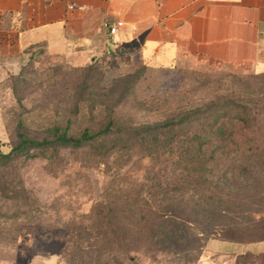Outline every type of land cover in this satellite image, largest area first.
<instances>
[{"label": "rangeland", "instance_id": "1", "mask_svg": "<svg viewBox=\"0 0 264 264\" xmlns=\"http://www.w3.org/2000/svg\"><path fill=\"white\" fill-rule=\"evenodd\" d=\"M87 66L92 69L34 48L17 67L0 68V109L6 121V125L2 121L0 150L7 152L13 143L9 136L15 119L21 117L28 135L42 137L43 126L61 122L74 106L80 113L73 131L102 123L104 106L112 109L116 121L128 130L160 123L220 98L264 108V77L253 73L215 67L146 71L111 61ZM93 154L89 149L63 150L54 159L35 157L9 170L7 178L19 175L28 199L0 197V264H28L46 250L59 254L61 264L215 263L212 258L219 251L211 248L212 240L195 241L174 226L165 230L161 219L144 215L140 204L134 205L137 199H150L147 193H157L154 202L149 200L152 207L161 202L175 210L189 200L183 197L181 201L172 186L166 185L159 162L124 149L104 160ZM252 177L254 183L238 185L256 186L259 196L247 200L248 196H243L247 189L233 190L242 203L236 209L239 221L233 234L242 243L264 237V172ZM112 203L118 205L117 211ZM247 211H251L249 222L241 218ZM106 220L119 222L109 227L99 223Z\"/></svg>", "mask_w": 264, "mask_h": 264}, {"label": "crops", "instance_id": "2", "mask_svg": "<svg viewBox=\"0 0 264 264\" xmlns=\"http://www.w3.org/2000/svg\"><path fill=\"white\" fill-rule=\"evenodd\" d=\"M118 21L111 39L104 25ZM38 45L80 67L111 61L146 71L260 74L264 0H0V68L17 67ZM211 248L216 264H264V240H212ZM58 255L46 250L28 264H61Z\"/></svg>", "mask_w": 264, "mask_h": 264}, {"label": "trees", "instance_id": "3", "mask_svg": "<svg viewBox=\"0 0 264 264\" xmlns=\"http://www.w3.org/2000/svg\"><path fill=\"white\" fill-rule=\"evenodd\" d=\"M34 48L46 54L44 46L38 45L30 50ZM30 56V59L33 58L32 53ZM85 68L92 69L87 65ZM257 75L264 77V73ZM263 109L247 101L220 98L178 112L160 123L128 130L116 121L113 110L104 106L105 119L102 123L73 131L76 128L75 118L80 113L79 108L74 106L65 112L61 122L51 121L43 126L42 137L28 135L19 117L13 122L9 136L13 143L9 150H0V197L28 199L19 175L7 178L9 170L15 169L20 161L35 157L54 159L63 150L85 149L91 150L97 160H104L109 154L124 149L139 152L141 159L159 162L163 166L160 172L166 175V185L172 186L182 197L181 201L183 197L189 199L184 200V206L180 209H169L161 202L152 207L148 204L149 200L154 202L157 193H147L150 199L140 198L136 200L139 202L134 203L140 204L144 215H156L166 224L165 230L174 226L181 233L192 235L195 241L202 239L207 242L210 239L242 243L233 234L235 222L239 221L236 209L242 204L233 195V190L247 189L248 193L243 195L248 196L247 200H252L259 193V189L250 187V183H254L252 175H262L264 172ZM0 117L6 125L1 109ZM6 127L9 129V125ZM239 136H243V140ZM243 181L250 183L239 186L238 183ZM112 204V209L117 211L118 205ZM120 206L124 211V204ZM188 207L187 212L185 208ZM242 216L249 222L251 211ZM218 219H222L223 224L216 222ZM118 222L99 221L105 227ZM261 240L264 237L253 242Z\"/></svg>", "mask_w": 264, "mask_h": 264}, {"label": "built area", "instance_id": "4", "mask_svg": "<svg viewBox=\"0 0 264 264\" xmlns=\"http://www.w3.org/2000/svg\"><path fill=\"white\" fill-rule=\"evenodd\" d=\"M123 23L121 21L116 22L113 25L105 24V29L107 31V34L110 36L111 39H114L115 35L117 34V31L120 27H122ZM196 264H216V263H207L205 261L203 262H197Z\"/></svg>", "mask_w": 264, "mask_h": 264}]
</instances>
